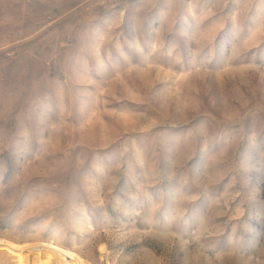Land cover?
Masks as SVG:
<instances>
[{
  "label": "rangeland",
  "instance_id": "rangeland-1",
  "mask_svg": "<svg viewBox=\"0 0 264 264\" xmlns=\"http://www.w3.org/2000/svg\"><path fill=\"white\" fill-rule=\"evenodd\" d=\"M40 256L264 264V0H0V259Z\"/></svg>",
  "mask_w": 264,
  "mask_h": 264
},
{
  "label": "bare ground",
  "instance_id": "bare-ground-1",
  "mask_svg": "<svg viewBox=\"0 0 264 264\" xmlns=\"http://www.w3.org/2000/svg\"><path fill=\"white\" fill-rule=\"evenodd\" d=\"M103 247H101L100 251H103ZM40 259L42 260V262H44L43 264H60V263H54L52 261H48L47 259L43 258L42 256H40ZM47 260V261H46ZM14 262H12L9 259H0V264H13ZM63 264H72V263H63Z\"/></svg>",
  "mask_w": 264,
  "mask_h": 264
}]
</instances>
